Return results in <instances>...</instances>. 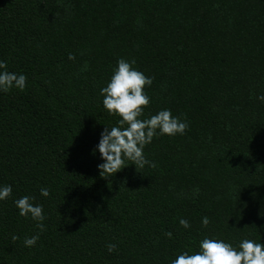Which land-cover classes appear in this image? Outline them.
Returning <instances> with one entry per match:
<instances>
[{
	"label": "trees",
	"instance_id": "obj_1",
	"mask_svg": "<svg viewBox=\"0 0 264 264\" xmlns=\"http://www.w3.org/2000/svg\"><path fill=\"white\" fill-rule=\"evenodd\" d=\"M119 58L152 79L140 118L169 109L188 127L144 147L155 167L104 178L94 148L117 117L100 89ZM0 60L26 76L0 93V264H170L205 236L264 244V0H0ZM24 195L42 232L18 215Z\"/></svg>",
	"mask_w": 264,
	"mask_h": 264
},
{
	"label": "clouds",
	"instance_id": "obj_2",
	"mask_svg": "<svg viewBox=\"0 0 264 264\" xmlns=\"http://www.w3.org/2000/svg\"><path fill=\"white\" fill-rule=\"evenodd\" d=\"M68 59H73L69 54ZM135 61L119 58L106 86L100 89L103 97L102 106L109 116L117 117L116 124L104 127L99 134L94 152L99 154L102 161L97 165L99 175L104 178L113 176L122 168L133 165L136 168L155 167V164L144 155V147L150 144L154 136L183 135L188 127L187 122L173 116L169 109H161L148 118L141 119L144 108L150 98L145 87L152 83L151 77L133 67ZM26 86V76L22 73L7 70L6 62L0 60V93L12 89L23 90ZM257 99L264 102V95ZM130 162V163H126ZM11 185H0V201L11 195ZM40 195L47 197L46 187L40 188ZM14 205L21 217L28 216L37 222V228L42 232L44 215L39 204L32 203V197L21 196L14 200ZM179 225L190 227L186 219H179ZM209 224L208 217L201 218V225ZM171 237V233H165ZM17 239L16 236L12 237ZM39 239V233L24 239L25 247H32ZM114 244L106 245L111 253ZM170 264H264V244L249 238H242L237 245L222 239L205 236L199 241L198 250L192 253L181 251Z\"/></svg>",
	"mask_w": 264,
	"mask_h": 264
}]
</instances>
